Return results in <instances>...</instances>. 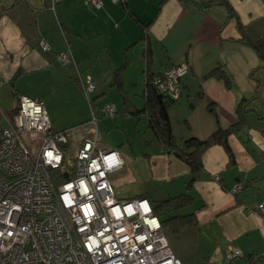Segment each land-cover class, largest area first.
I'll use <instances>...</instances> for the list:
<instances>
[{
    "label": "crops",
    "instance_id": "crops-1",
    "mask_svg": "<svg viewBox=\"0 0 264 264\" xmlns=\"http://www.w3.org/2000/svg\"><path fill=\"white\" fill-rule=\"evenodd\" d=\"M262 41L264 0H102L100 8L89 0H0V106L8 109L0 113H12L17 96L39 99L52 129L64 131L87 117L79 80L91 77L100 93L92 107L110 88L123 105L112 85L115 75L130 99L127 87L145 84V50L150 75L186 65L181 84L192 103L167 110L171 136L205 140L232 129L226 147H206L192 172L163 149L143 115L97 117L98 136L108 142L109 122L125 126L134 119L137 133L146 125L153 134L144 133V144L152 148L143 152L150 155L137 154L130 143L121 149L124 165L109 182H128L135 191L127 194L135 195L127 199H173L172 220L162 229L180 264H264L257 259L264 254V216L258 211L264 201V61L248 44ZM61 53L71 54L75 67L59 63ZM216 67L230 83L207 76ZM71 130L75 144L79 127ZM111 145L123 146V139Z\"/></svg>",
    "mask_w": 264,
    "mask_h": 264
},
{
    "label": "built area",
    "instance_id": "built-area-1",
    "mask_svg": "<svg viewBox=\"0 0 264 264\" xmlns=\"http://www.w3.org/2000/svg\"><path fill=\"white\" fill-rule=\"evenodd\" d=\"M89 1L101 7L102 0ZM57 55L75 65L71 54ZM186 71L179 64L156 76L154 91L178 98ZM79 81L91 120L70 158L72 130L54 131L41 100L22 95L11 119L0 113V264H180L148 200L114 196L109 175L124 161L100 147L89 97L96 86L89 76ZM102 112L113 116L116 107L105 104ZM258 211L264 216V201Z\"/></svg>",
    "mask_w": 264,
    "mask_h": 264
},
{
    "label": "trees",
    "instance_id": "trees-1",
    "mask_svg": "<svg viewBox=\"0 0 264 264\" xmlns=\"http://www.w3.org/2000/svg\"><path fill=\"white\" fill-rule=\"evenodd\" d=\"M147 25H142V35L140 38H147V33L145 32ZM146 41V40H145ZM262 43V44H260ZM253 49H255L258 53V55L262 58L264 61V42H250L248 43ZM150 55L148 50L144 51V62L146 66V70L150 66ZM144 71L146 78H145V86L143 89L142 97L144 99V108L138 109L133 102H131L130 99H127V97L123 96L122 93V87L120 85L119 79L115 75V79L113 82V86H116L117 91L121 94L123 98V105H124V112H126V116H133V117H139L141 113H144L146 119H147V126L149 129H151L158 139L160 140L163 149L169 150L170 153L175 154L179 159L184 161L186 164L189 165L192 172L193 170L198 169L200 167V158L202 155L203 150L216 143L221 142L226 147V136L232 132V129L226 130V131H220L217 130L214 133H212L207 139L205 140H198L195 138H191L188 140H182L177 141L173 136H169L168 134V125L164 118L163 111L168 110L169 107H171L176 101L174 98L161 96L160 100L157 98V94L153 90L152 81L153 79L158 76L150 75L147 72ZM160 75V74H159ZM207 76H213L214 78L220 79L225 81V83H230L231 81L226 76L225 72L222 70L221 67H216L209 71ZM20 96H17V103L15 109L12 111V113L6 114L7 117L10 119L12 118L13 114L16 112L18 100ZM179 98V97H178ZM91 100V99H90ZM94 98L91 100L92 103ZM117 114L116 113L113 116H105V117H114ZM143 115V114H141ZM1 119H0V131H1ZM65 131V130H64ZM61 182V179H55V183ZM146 199V198H145ZM148 200V199H147ZM173 199L169 200H162V201H149V204L151 205V208L153 210V213L160 218L161 220V226L163 227L168 221L172 220L173 215L172 210L173 206L171 204ZM264 261V257L260 259V261Z\"/></svg>",
    "mask_w": 264,
    "mask_h": 264
},
{
    "label": "rangeland",
    "instance_id": "rangeland-1",
    "mask_svg": "<svg viewBox=\"0 0 264 264\" xmlns=\"http://www.w3.org/2000/svg\"><path fill=\"white\" fill-rule=\"evenodd\" d=\"M71 65H74V64H71ZM75 67V65H74ZM73 69V67H72ZM254 82H257L258 78H251ZM246 80V79H245ZM144 86L145 84H137L136 86H129L127 87L128 89V94L130 96V100L131 102L134 103V105L138 108V109H141V108H144L145 105H144V99L142 97V93H143V89H144ZM248 87V85H246ZM105 91H106V88H105ZM98 94V96L100 95V93L98 92V90H95L92 94H90V99L92 100L95 95ZM189 93L187 91H183L182 90V95L179 99L176 100V104L174 105L173 109L171 110V112H174L176 110H178L179 107L177 106H188L189 103H192V100H189V97H188ZM191 95H194L191 93ZM81 96H82V99L84 100L85 102V105H86V108H87V117L85 120H82L81 123L78 125H74L72 127H68V128H65L68 130H71V129H77L79 127V132L82 136L86 135L87 132H88V129L90 128V125L88 124L89 120H91V114H90V109H89V106H88V103L86 101V98L84 96L83 93H81ZM34 99V98H33ZM99 104H94L93 105V111L96 112V109H98V111L100 112H97L95 116L96 118L99 117V118H103L102 121L104 120H110L111 118H107V117H103L104 114L102 112V107L105 105V104H113L115 105L116 107V110H117V114L115 115V117H127L126 116V112H124V105H122V102L120 101L119 97L117 96L116 92L110 88L108 93H105L102 97L99 98ZM44 103V102H43ZM102 105V106H101ZM12 106V104H11ZM44 106L47 110V107H46V104L44 103ZM101 106V107H100ZM123 106V107H122ZM98 107V108H97ZM176 108V109H174ZM1 106H0V111L2 112H6L8 111V109L5 108V110H1ZM10 109V108H9ZM196 112L194 113V118H197V114H198V110L196 109L195 110ZM166 113L168 115V123L170 125V122L171 124L173 125L174 122L173 120H171L170 116H169V111L166 110ZM47 114H48V118L50 120V122L52 123L51 121V118H50V114L48 113V110H47ZM100 114H102L103 116H101ZM143 114V116L145 117L144 113H141ZM144 117H141L140 118V122H141V125H143V122H144ZM98 119V118H97ZM197 120L199 121V119L197 118ZM68 120L66 119H61V122H66ZM125 122V126H117L115 123H112V122H109V139H110V142H108L104 137H102V133L100 132L99 136H98V139H99V144L102 145V146H105L107 148H110V149H113V150H117L120 155L123 153V151L121 150L123 147H126L128 143H130L137 154L141 155H145V154H148L150 155L149 153H146V152H143L144 150H148L150 151L151 148H152V145L151 144H144L146 140V137L144 138V133L146 132L149 136H153V134L147 129L146 125L143 126L140 134L137 133L136 130H134V123H135V120L132 119V120H129V121H124ZM100 123V122H99ZM57 131V130H56ZM62 131V130H60ZM75 133L76 131H74V133H70L68 134V138L71 140V144H68L67 147H66V151H67V155L68 157H72V154H73V151H74V146L77 144V142L79 141H75V144H74V136H75ZM173 133H176L175 131H173ZM104 134V133H103ZM119 139H123V146L121 145H111V143H116ZM138 140V141H137ZM148 148V149H147ZM109 179H111V176L109 175ZM134 186L137 185V183H133ZM111 186H112V189H113V193H114V196L117 198V199H127L129 197H134L135 194H130L128 195L127 193H134L135 190H132V189H128L127 186H129V183L128 182H125L124 184H121L118 185V186H115V184H113L111 182Z\"/></svg>",
    "mask_w": 264,
    "mask_h": 264
},
{
    "label": "water",
    "instance_id": "water-1",
    "mask_svg": "<svg viewBox=\"0 0 264 264\" xmlns=\"http://www.w3.org/2000/svg\"><path fill=\"white\" fill-rule=\"evenodd\" d=\"M157 98L160 100L161 95H160V94H157ZM163 114H164V118H165V120H166V122H167V125H168V134H169V136H170V135H171V129H170V125H169V123H168V115H167V113H166V110L163 111ZM107 150H112V149H107Z\"/></svg>",
    "mask_w": 264,
    "mask_h": 264
},
{
    "label": "flooded vegetation",
    "instance_id": "flooded-vegetation-1",
    "mask_svg": "<svg viewBox=\"0 0 264 264\" xmlns=\"http://www.w3.org/2000/svg\"><path fill=\"white\" fill-rule=\"evenodd\" d=\"M186 72H187V71H186ZM181 78H182V77H181ZM180 83H181V79H180ZM181 94H182V84H181V93H180V96H181ZM162 96H164V95H162ZM180 96H179V98H180ZM165 97H166V96H165ZM179 98H176V100L179 99ZM176 100H175V101H176Z\"/></svg>",
    "mask_w": 264,
    "mask_h": 264
},
{
    "label": "clouds",
    "instance_id": "clouds-1",
    "mask_svg": "<svg viewBox=\"0 0 264 264\" xmlns=\"http://www.w3.org/2000/svg\"><path fill=\"white\" fill-rule=\"evenodd\" d=\"M174 66H175V65H174ZM163 73H164V72H163ZM163 73H162V74H163ZM162 74H160V75H162ZM153 90H154V89H153ZM155 93H156V92H155ZM156 94H158V93H156ZM161 96H162V95H161ZM112 150H113V149H112ZM133 199H134V198H133ZM122 200H126V199H122ZM148 202H149V201H148Z\"/></svg>",
    "mask_w": 264,
    "mask_h": 264
}]
</instances>
